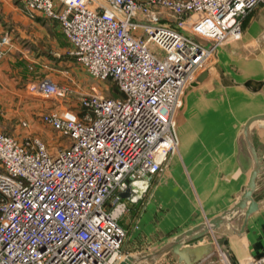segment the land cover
<instances>
[{"label":"built area","instance_id":"2783aa9c","mask_svg":"<svg viewBox=\"0 0 264 264\" xmlns=\"http://www.w3.org/2000/svg\"><path fill=\"white\" fill-rule=\"evenodd\" d=\"M23 1L58 20L68 54L121 96L91 87L78 107L42 114L67 140L52 152L0 132V264H118L127 256L121 193L147 190L162 171L186 86L264 0ZM8 44L1 36L0 58ZM29 90L65 97L48 80ZM240 264H264V252Z\"/></svg>","mask_w":264,"mask_h":264},{"label":"crops","instance_id":"0c3cea01","mask_svg":"<svg viewBox=\"0 0 264 264\" xmlns=\"http://www.w3.org/2000/svg\"><path fill=\"white\" fill-rule=\"evenodd\" d=\"M23 7L22 0H0V33L11 19L28 18ZM60 37L64 47L59 46L65 52L68 43ZM8 39L7 53L17 49L13 36ZM6 54L0 59V97L3 92L22 90L18 80L25 61L5 58ZM26 60L35 62L29 57ZM32 65L29 68L33 70ZM176 114L177 147L162 171L153 176L147 190L138 186L122 195L127 211L118 220L126 230L121 249L135 258L154 254L180 233L228 210L240 198L253 168L244 124L250 117L264 114V6L244 18L240 39L217 46L185 90ZM250 137L264 156V120L251 124ZM130 196L137 199L135 204L128 202ZM254 198L259 208L249 215L243 230L240 212L204 237L213 251H226L230 264L264 252V176L256 185ZM211 256L197 264H211ZM175 260L173 253L166 252L155 258V264H174Z\"/></svg>","mask_w":264,"mask_h":264},{"label":"rangeland","instance_id":"374dc122","mask_svg":"<svg viewBox=\"0 0 264 264\" xmlns=\"http://www.w3.org/2000/svg\"><path fill=\"white\" fill-rule=\"evenodd\" d=\"M22 2L24 6V1L22 0ZM22 11L28 18L11 19L9 25L3 27L4 31L0 33V37L8 39V37L13 36L14 40L17 41V49L12 52L8 51V53L6 51L7 54H5L8 56L5 58L15 56L17 60L25 61L21 67L23 75L18 80L20 87H22L21 92H3L0 97L2 99L0 103V132L9 134L19 141L25 138H36L52 152L61 145H65L67 140L59 132L52 130L40 121L42 114L65 106L78 107L79 96L88 93L91 87H95L98 92L105 96H117V91L110 80L102 81L90 77L84 67L69 55L67 50L61 51L64 47V41L60 36L62 35L63 38L65 36L61 32L58 20L40 13L31 14L25 6ZM39 15L43 17L40 18ZM8 45H4V48L8 49L6 47ZM63 54L66 57H63ZM27 57L35 62L31 63V60H26ZM59 57L64 60H60ZM65 59L68 61L65 62ZM208 62L209 60L204 68ZM28 64H33V70L29 68ZM204 68L198 70L196 76ZM44 80H48L60 88L64 87L65 97H59L55 94L49 96L31 94L32 91L29 90V86ZM49 101L52 103L51 106H48ZM28 124L30 125L28 126ZM127 193L126 190L121 193V196H125ZM127 199L129 198L127 197ZM122 201L125 203L123 216L127 211V204L123 198ZM211 260L213 261L211 264L230 263L229 256L222 248L213 251Z\"/></svg>","mask_w":264,"mask_h":264},{"label":"water","instance_id":"95a60500","mask_svg":"<svg viewBox=\"0 0 264 264\" xmlns=\"http://www.w3.org/2000/svg\"><path fill=\"white\" fill-rule=\"evenodd\" d=\"M190 85L191 83L186 86L185 90L190 87ZM176 117L177 114L175 118ZM258 120H264V114L252 116L244 124L243 133L253 159V168L249 174L247 184L243 188L237 202L221 214L180 233L154 254L142 258H135L134 256L127 255L120 260L118 264H155V258L166 252H171L176 256L174 264H197L213 254L212 244L204 239L207 233L217 229L222 223L232 220L240 212H243L241 230L244 229L249 215L259 208V202L254 198V192L257 185V178L260 177L264 168V156L255 149L250 137V126L253 122ZM221 242L222 241L219 240L218 243L220 244Z\"/></svg>","mask_w":264,"mask_h":264},{"label":"trees","instance_id":"16d2710c","mask_svg":"<svg viewBox=\"0 0 264 264\" xmlns=\"http://www.w3.org/2000/svg\"><path fill=\"white\" fill-rule=\"evenodd\" d=\"M35 69V68H34ZM115 86V89H116V95L117 96H121V93H120V91H119V89L117 88V86L116 85H114ZM264 161V160H263ZM264 176V168H263V170H262V173H261V175H260V177L259 178H257V183H260V179H261V177H263ZM139 200V199H138ZM135 201H137V200H135V199H133V198H131V199H128V202L130 203V204H135Z\"/></svg>","mask_w":264,"mask_h":264},{"label":"bare ground","instance_id":"6f19581e","mask_svg":"<svg viewBox=\"0 0 264 264\" xmlns=\"http://www.w3.org/2000/svg\"><path fill=\"white\" fill-rule=\"evenodd\" d=\"M245 243V242H244Z\"/></svg>","mask_w":264,"mask_h":264}]
</instances>
